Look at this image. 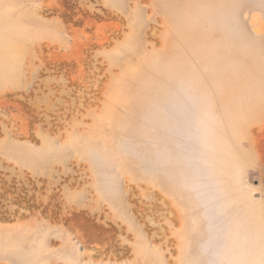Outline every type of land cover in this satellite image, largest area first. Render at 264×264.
Returning a JSON list of instances; mask_svg holds the SVG:
<instances>
[{
    "label": "rangeland",
    "instance_id": "rangeland-1",
    "mask_svg": "<svg viewBox=\"0 0 264 264\" xmlns=\"http://www.w3.org/2000/svg\"><path fill=\"white\" fill-rule=\"evenodd\" d=\"M0 264H264V0H0Z\"/></svg>",
    "mask_w": 264,
    "mask_h": 264
}]
</instances>
